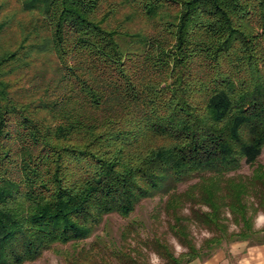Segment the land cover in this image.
Instances as JSON below:
<instances>
[{
  "label": "trees",
  "instance_id": "trees-1",
  "mask_svg": "<svg viewBox=\"0 0 264 264\" xmlns=\"http://www.w3.org/2000/svg\"><path fill=\"white\" fill-rule=\"evenodd\" d=\"M13 2L0 0V36L18 32L0 44V264L55 244L72 245L65 264H143L79 242L157 193L186 247L142 241L162 264L264 232L248 214L264 213V0ZM242 162L251 174H229ZM189 221L212 232L199 248Z\"/></svg>",
  "mask_w": 264,
  "mask_h": 264
},
{
  "label": "rangeland",
  "instance_id": "rangeland-1",
  "mask_svg": "<svg viewBox=\"0 0 264 264\" xmlns=\"http://www.w3.org/2000/svg\"><path fill=\"white\" fill-rule=\"evenodd\" d=\"M3 1L6 2L8 0ZM14 8L15 4L13 0H11L8 11L13 12ZM17 36V31H11L9 34L2 35L0 36V44L14 43ZM257 162L264 165V148L262 149ZM252 168V166L242 162L239 169L229 174L241 173L249 175L251 174ZM194 181H196V179L179 184L176 191H183L188 184ZM167 198L168 196L166 194L161 193L144 198L139 201L134 210L126 217H123L116 212L106 214L90 239L81 241L79 244L86 243L93 239V236L99 235L111 248L122 249L129 252L132 256H136L139 253V256L137 257L140 262H143V264H162L163 260L157 255V253L153 249L144 247L142 242L144 240H151L154 236H157L166 242L168 248L175 256H178L186 251V247L177 241L168 228V222L171 221V217L166 214L164 209ZM187 206L188 205L178 212L179 215L186 216L190 214ZM194 207L200 210H206L205 206L201 204H195ZM248 214L251 217L252 228L254 230L260 231L264 228L263 212L258 211L257 213L252 214L251 211H249ZM226 216L227 220L224 221V223L227 228V233L239 230L240 225L231 221V217L228 213H226ZM129 223H133L137 226V230L134 233L128 234L129 236L125 241L123 238V230ZM188 232L197 248L202 246L203 241L212 235V232L207 231L204 227L193 221H189L188 223ZM262 240H264V232H257L256 235L248 239V242L255 243ZM232 243L234 242L223 243L220 247H229ZM218 248L219 247L215 248L213 251ZM71 250V244H55L54 248L44 250L37 259L24 262L23 264H65L63 254Z\"/></svg>",
  "mask_w": 264,
  "mask_h": 264
},
{
  "label": "crops",
  "instance_id": "crops-1",
  "mask_svg": "<svg viewBox=\"0 0 264 264\" xmlns=\"http://www.w3.org/2000/svg\"><path fill=\"white\" fill-rule=\"evenodd\" d=\"M185 264H264V240L236 241L229 247H219L208 257H197Z\"/></svg>",
  "mask_w": 264,
  "mask_h": 264
}]
</instances>
